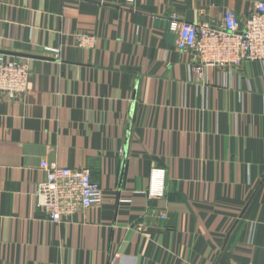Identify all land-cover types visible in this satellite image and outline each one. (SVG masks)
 Returning <instances> with one entry per match:
<instances>
[{
  "label": "crops",
  "instance_id": "crops-1",
  "mask_svg": "<svg viewBox=\"0 0 264 264\" xmlns=\"http://www.w3.org/2000/svg\"><path fill=\"white\" fill-rule=\"evenodd\" d=\"M257 1L0 0V55L33 71L30 95L0 94V264H264V62L196 76L169 22ZM41 160L88 170L102 203L48 221Z\"/></svg>",
  "mask_w": 264,
  "mask_h": 264
},
{
  "label": "built area",
  "instance_id": "built-area-1",
  "mask_svg": "<svg viewBox=\"0 0 264 264\" xmlns=\"http://www.w3.org/2000/svg\"><path fill=\"white\" fill-rule=\"evenodd\" d=\"M170 29L177 34V47L194 55L196 76L205 67L236 68L243 62H264V1L254 3L244 21L237 14L226 11L219 23H191L172 16ZM75 46L92 48L95 36L77 34ZM33 71L28 61H17L0 55V94L8 99H18L33 92ZM39 168L45 178L36 183L33 192L36 209H40L52 223L68 222L76 212L99 206L103 200L102 189L84 168L60 167L56 162L41 160ZM165 171L152 167L148 183L141 191L148 199L165 196ZM164 220L166 214H160ZM138 231L144 224L137 225Z\"/></svg>",
  "mask_w": 264,
  "mask_h": 264
}]
</instances>
